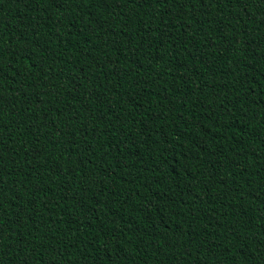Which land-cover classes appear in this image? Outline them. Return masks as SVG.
<instances>
[{
    "label": "trees",
    "instance_id": "obj_1",
    "mask_svg": "<svg viewBox=\"0 0 264 264\" xmlns=\"http://www.w3.org/2000/svg\"><path fill=\"white\" fill-rule=\"evenodd\" d=\"M0 264H264V0H0Z\"/></svg>",
    "mask_w": 264,
    "mask_h": 264
},
{
    "label": "snow or ice",
    "instance_id": "obj_2",
    "mask_svg": "<svg viewBox=\"0 0 264 264\" xmlns=\"http://www.w3.org/2000/svg\"><path fill=\"white\" fill-rule=\"evenodd\" d=\"M237 2H239V0H237Z\"/></svg>",
    "mask_w": 264,
    "mask_h": 264
}]
</instances>
